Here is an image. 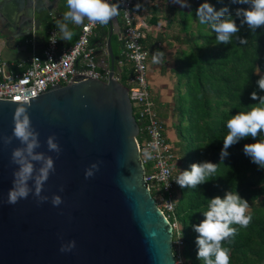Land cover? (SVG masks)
Segmentation results:
<instances>
[{
	"label": "water",
	"instance_id": "95a60500",
	"mask_svg": "<svg viewBox=\"0 0 264 264\" xmlns=\"http://www.w3.org/2000/svg\"><path fill=\"white\" fill-rule=\"evenodd\" d=\"M50 1L0 0V10L5 5L21 13L30 35L33 24L40 23L37 13H53ZM113 19L107 79L78 73L29 101L0 98V264H177L174 225L145 179L129 89L114 76L111 39L120 32L117 16ZM17 107L26 109L39 133L36 151L54 160L55 171L41 186V196L48 198L42 203L32 181L26 199L8 203L18 167L12 152L22 145L15 138L5 144L4 137L13 135ZM49 136L56 137L59 156L48 150ZM88 168L90 178L85 177ZM54 195L61 197L59 206L51 202ZM73 241L72 251H60Z\"/></svg>",
	"mask_w": 264,
	"mask_h": 264
},
{
	"label": "trees",
	"instance_id": "16d2710c",
	"mask_svg": "<svg viewBox=\"0 0 264 264\" xmlns=\"http://www.w3.org/2000/svg\"><path fill=\"white\" fill-rule=\"evenodd\" d=\"M204 2L189 0L190 7L187 8L170 5L166 13L153 0L143 1L142 5L147 12L148 27L145 28L144 43L149 58L157 49L164 52L165 56L161 42L171 40L170 47L174 41L179 43L174 55V71L180 74L178 81L182 82L184 88L180 106L174 103L173 109L180 116L176 124L185 128V134L180 131L181 128L179 131L188 147L189 165L204 161L218 165L216 173L208 177L209 181L197 188H181L175 181L173 191L177 194V202L169 219L173 225L177 222L180 224L179 231L184 240L181 255L184 261L187 264H203L197 259L195 241L198 234L192 225L204 219L202 212L207 208L208 199L223 197L229 190L237 191L249 201L247 214L252 217V221L246 228L232 225L237 233L225 240L223 247L230 250V264H264V169L253 163L243 151L245 144L256 141L251 137L242 139L228 149L229 155L226 158L221 160L220 155L224 147L223 139L228 133L227 120L239 111L246 112L250 106L257 105L259 101L251 99L252 92L264 96V91L256 83L264 75V27L252 32L244 25L229 44H217L210 25L200 24L195 14V10ZM207 2L217 11L228 7L229 14L238 24L236 9L247 7L233 4L231 0ZM162 19L166 23L162 30L155 33L154 28ZM56 23L53 16L48 20V28L56 27ZM97 30L101 35L107 33L105 25H100ZM239 37L246 38L247 43L241 44ZM92 41L94 38L91 44ZM122 44V39L113 34L111 46L116 58V70L123 57ZM130 73V63L125 62L121 66L123 83L127 84ZM161 113L163 116L167 114L166 111ZM261 138H264V134ZM181 151L176 146L180 159ZM174 175H179L175 167ZM177 237V229L174 227L173 240Z\"/></svg>",
	"mask_w": 264,
	"mask_h": 264
},
{
	"label": "clouds",
	"instance_id": "9594fccd",
	"mask_svg": "<svg viewBox=\"0 0 264 264\" xmlns=\"http://www.w3.org/2000/svg\"><path fill=\"white\" fill-rule=\"evenodd\" d=\"M68 11L63 14L62 20H58L56 27L61 33V39L68 41L72 32L68 28V22L81 25L87 19L91 24L107 25L118 15L117 4L109 3V0H66ZM181 7H190L188 0H171ZM233 4L247 5L236 9L235 17L229 14L228 7L217 11L213 5L205 0L195 10L200 24L210 25L215 33L217 44H229L231 38L240 32L241 27L247 25L248 29L256 32L258 28L264 27V0H231ZM241 44L247 43L246 38H238ZM164 57V52L157 49L152 54V62L158 64ZM259 89L264 91V75L256 81ZM251 99L258 100L255 106H250L248 111H239L227 120L228 133L223 139L224 147L221 150V160L226 158L228 149L242 139L251 137L256 142L244 145L243 151L253 163L264 169V96H258L257 92L251 93ZM14 128L11 137H4V143L10 144L15 138L20 141L22 147L13 149L12 163L17 165L13 173V187L9 190L8 203L16 204L20 199H26L32 192L29 181L33 182L34 195L39 202H45L48 198L41 196L42 184L47 181L49 175L55 171L54 160L42 152L36 151L40 148L39 133L33 128L30 117L23 107H17L13 117ZM260 137L257 139V137ZM47 146L50 152L61 153L62 149L56 142L55 136L47 138ZM39 164L40 167L36 168ZM91 168H97L95 164ZM91 168L86 169L85 177L93 175ZM218 165L210 161L193 163L190 170L179 172L175 181L181 188H197L198 185L209 181ZM98 170V169H97ZM166 178V173L163 174ZM63 190V189H61ZM52 204L59 206L62 203L59 195L52 197ZM249 201L241 197L237 191H226L223 197L215 196L208 199L207 208L203 211L204 219L195 225L193 230L198 234L196 245L198 248L197 259L203 264H230V250L223 247V242L237 233L232 225L246 228L252 221L247 214ZM75 241L71 245H62L61 252H70L75 248Z\"/></svg>",
	"mask_w": 264,
	"mask_h": 264
},
{
	"label": "built area",
	"instance_id": "2783aa9c",
	"mask_svg": "<svg viewBox=\"0 0 264 264\" xmlns=\"http://www.w3.org/2000/svg\"><path fill=\"white\" fill-rule=\"evenodd\" d=\"M119 6L123 21L120 38L122 58L115 78L121 81V66L130 63L131 73L127 80L133 112L140 132L136 137L141 160L145 166V179L159 207L169 218L174 213L177 194L174 167L179 156L176 146L166 134V121L160 115L150 86L149 51L144 39L148 27L143 0H109ZM100 24L86 20L76 41L69 46H61V33L57 27L49 29L46 45L41 53L33 52L21 59L9 62L0 56V98L29 101V97L40 94L52 85L69 82L71 76L82 73L107 79L110 72L108 63L101 64L90 38ZM106 49V48H105ZM166 173V178H164ZM178 237L174 241L177 264H187L182 257L184 243L180 227L175 224Z\"/></svg>",
	"mask_w": 264,
	"mask_h": 264
},
{
	"label": "crops",
	"instance_id": "0c3cea01",
	"mask_svg": "<svg viewBox=\"0 0 264 264\" xmlns=\"http://www.w3.org/2000/svg\"><path fill=\"white\" fill-rule=\"evenodd\" d=\"M49 3L50 5H52L53 13H50L48 10L43 11L41 13H37L35 18L39 19L40 23L39 25L33 24V31L32 34L30 35H25L27 31V26L24 25L22 22L21 13L13 12V8L10 6L4 5L1 8L0 56L4 60L9 62H14L33 52L36 53L42 52L44 46L46 45L48 32H49L48 20L51 19L53 16L56 18L57 21L62 20L63 14L66 11H68L66 0H52ZM86 20L87 19H85V21ZM112 21H114V19L111 20L107 25H105V27L107 28L106 34H102V35L99 34L97 30L99 27H97L90 38V44H91V39L93 40L94 38V41H92L91 46L95 49L96 55L101 64L108 63L110 65L107 39ZM117 21L119 22V29L117 32H120V35L118 33H114V34H117L120 38L123 30V21L119 10L117 15ZM38 26L39 29L36 30L35 28ZM68 28L72 32V37L69 41L67 39H61V46L63 47L69 46L76 41L80 33L81 25H75L71 22H68ZM38 34L41 35V37L44 35L45 40L42 41L40 38L39 40H35V36H37ZM151 62H152V55H150L149 58V63L151 64ZM151 66L156 67L155 64H152ZM160 115L163 117V114L161 112ZM164 119H166V117Z\"/></svg>",
	"mask_w": 264,
	"mask_h": 264
},
{
	"label": "rangeland",
	"instance_id": "374dc122",
	"mask_svg": "<svg viewBox=\"0 0 264 264\" xmlns=\"http://www.w3.org/2000/svg\"><path fill=\"white\" fill-rule=\"evenodd\" d=\"M143 1H151V0H143ZM156 4H158L162 11L166 13L168 11V7L170 5H176L181 7L179 4H174L171 0H153ZM189 3V0H188ZM187 8V7H185ZM147 17V12H146ZM147 20V18H146ZM166 23V20L162 19L160 24L154 28L155 33L159 30H162V26ZM168 41V42H167ZM163 41L160 43L161 47L164 48L165 56L161 60L160 63L155 64L151 62L149 63V80L151 86V92L153 95V99L155 101L156 107L160 112L166 111V134L169 138L170 142H172L177 148L182 152V158L178 159L175 166V171L178 173L183 170L189 169L190 157L188 152V147L181 137V132L185 134V128L177 125L180 116L179 113L174 112V103H177L178 106L181 104V98L183 93V84L178 80L180 79V74L174 71L175 67V51L179 47V43L174 41L173 46L170 47L169 43L171 40ZM155 64L156 67L151 66ZM164 69V70H163ZM175 98V99H174ZM176 124V125H175ZM184 124V123H183ZM182 129L179 131V129ZM181 147H180V145ZM181 162L183 164H181ZM176 225L178 228L180 224L177 222Z\"/></svg>",
	"mask_w": 264,
	"mask_h": 264
}]
</instances>
